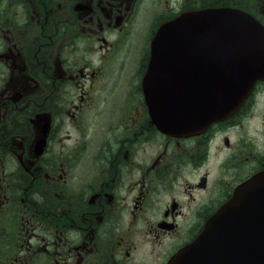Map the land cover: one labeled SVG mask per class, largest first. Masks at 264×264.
<instances>
[{"label": "flooded vegetation", "instance_id": "obj_1", "mask_svg": "<svg viewBox=\"0 0 264 264\" xmlns=\"http://www.w3.org/2000/svg\"><path fill=\"white\" fill-rule=\"evenodd\" d=\"M235 3L264 24V0H0V264H168L264 171V81L188 138L144 88L165 24Z\"/></svg>", "mask_w": 264, "mask_h": 264}, {"label": "water", "instance_id": "obj_2", "mask_svg": "<svg viewBox=\"0 0 264 264\" xmlns=\"http://www.w3.org/2000/svg\"><path fill=\"white\" fill-rule=\"evenodd\" d=\"M225 13L231 25H221L214 82L204 86L201 81L198 96L191 98L183 112L166 116L155 110L157 123L169 132L200 133L213 121L234 113L254 83L264 79V27L247 14L234 10ZM149 77L150 71L147 80ZM214 84L220 85L215 93ZM210 223L171 264H264V172L241 186Z\"/></svg>", "mask_w": 264, "mask_h": 264}, {"label": "rangeland", "instance_id": "obj_3", "mask_svg": "<svg viewBox=\"0 0 264 264\" xmlns=\"http://www.w3.org/2000/svg\"><path fill=\"white\" fill-rule=\"evenodd\" d=\"M257 12H258V9H257ZM136 153H138V155H139V157L141 158V159H144L146 156H147V152L145 151V149L144 148H139V150H137V152ZM173 175V176H172ZM176 175V173H174V174H171L170 175V180H169V183H168V188H172L173 186H172V182H174V176ZM170 192H164V194H163V196H162V204H163V202L166 200V194H169ZM164 205V204H163ZM161 210V209H160Z\"/></svg>", "mask_w": 264, "mask_h": 264}]
</instances>
